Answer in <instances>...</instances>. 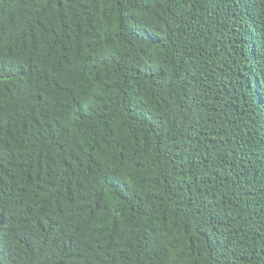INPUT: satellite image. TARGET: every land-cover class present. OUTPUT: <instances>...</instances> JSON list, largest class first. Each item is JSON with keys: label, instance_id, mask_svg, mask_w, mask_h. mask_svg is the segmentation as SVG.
Here are the masks:
<instances>
[{"label": "trees", "instance_id": "obj_1", "mask_svg": "<svg viewBox=\"0 0 264 264\" xmlns=\"http://www.w3.org/2000/svg\"><path fill=\"white\" fill-rule=\"evenodd\" d=\"M0 264H264V0H0Z\"/></svg>", "mask_w": 264, "mask_h": 264}, {"label": "bare ground", "instance_id": "obj_2", "mask_svg": "<svg viewBox=\"0 0 264 264\" xmlns=\"http://www.w3.org/2000/svg\"><path fill=\"white\" fill-rule=\"evenodd\" d=\"M188 171V170H187ZM87 235V234H86ZM222 247V246H221Z\"/></svg>", "mask_w": 264, "mask_h": 264}]
</instances>
